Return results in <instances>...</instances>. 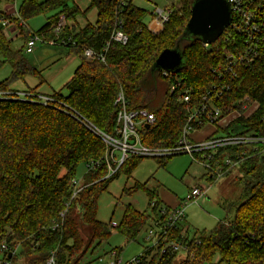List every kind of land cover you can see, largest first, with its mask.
Here are the masks:
<instances>
[{"label": "trees", "instance_id": "1", "mask_svg": "<svg viewBox=\"0 0 264 264\" xmlns=\"http://www.w3.org/2000/svg\"><path fill=\"white\" fill-rule=\"evenodd\" d=\"M193 1L173 0L169 20L156 33L144 22L148 10L135 0H89L84 10L76 0H22L18 11L27 23L30 18L50 13L45 24L35 31L38 34L52 37L51 26L60 14H65L68 23L63 36L74 42L65 47L80 58L69 81L49 94L37 91L45 79L26 56L30 30L21 27L18 18L0 11V68L6 64L11 67V75L0 81V90L18 91L13 83L32 74L40 82L25 91L56 100L44 104L19 95L0 98V261L9 255L2 251V245L8 243L18 249L13 264H44L53 251L58 264H87L84 258L88 252L108 240L114 229L128 241H135L158 216L164 203L158 190L149 187L147 181L135 182L123 192L143 190L149 198L150 211H140L128 203L116 228H111L113 221L104 223L97 217L101 194L122 172L131 176L146 157H129L112 176H107V166L102 163L85 174L88 179L81 181L75 198L73 180L80 164L104 155L105 143L88 125L105 133L113 132L119 109L115 101L121 91L129 102V110L146 108L156 117L153 125L140 131L146 146L177 143L186 124L188 106L170 92V81L161 70L152 71L154 62L163 50L179 47L185 65L177 74L184 85L193 88L197 105L201 94L216 79L213 70L225 65L226 54L233 47L232 40L226 41L227 31L209 45L183 38ZM93 8L97 10L96 21L82 26L77 16H86ZM6 19L16 22L24 35L19 50L12 48L11 39L3 32V27L8 26ZM120 21L128 36L126 44L111 40ZM109 42L105 61L84 56L87 49L97 54L104 52ZM227 82L230 91L225 93V105L229 110L225 114L238 109L237 101L247 94L258 102V107L248 117L241 115L225 127L217 126L210 136L264 137V32L259 57L251 65L239 66ZM234 124L244 129L237 131ZM239 154L240 159L236 158ZM227 155L236 159L234 166H239L243 184L242 194L233 204L234 217L219 220L209 231L191 232L190 226L180 224L169 231L158 247L145 248L141 264H215V256H219V264H264V143L223 148L216 157L223 159ZM155 159L158 166L164 167L169 157ZM234 166L228 167L224 175ZM201 178L211 184L216 182L206 173ZM56 222L59 228L53 230ZM169 241L178 242L183 248L162 252Z\"/></svg>", "mask_w": 264, "mask_h": 264}, {"label": "built area", "instance_id": "2", "mask_svg": "<svg viewBox=\"0 0 264 264\" xmlns=\"http://www.w3.org/2000/svg\"><path fill=\"white\" fill-rule=\"evenodd\" d=\"M18 1L9 0L6 2L8 5L4 9L5 16L18 18L20 26L29 29L27 22L19 14ZM229 2L232 9V20L224 32L227 31L226 41H233V47L226 54L225 65L213 70L216 79L201 94V101L197 105L194 104L193 88L184 85L183 79L179 74L162 71V75L170 81V92L177 96L180 103L188 106L186 124L177 143L173 146H146L142 142L140 131L143 127L153 125L156 117L146 108L129 110V102L121 91L115 101V104L119 105V109L116 116V127L113 132L105 133L92 125H88L103 140L106 145V151L99 159H92L86 164L87 172L94 171L102 163H105L108 169L107 176H112L118 172L121 165L131 156L166 158L177 154H188L193 162L205 168L207 178L212 177L217 181L224 176L228 167L236 164V159L232 155L224 156L223 159L216 157L220 149L264 143V137L238 134L221 137L209 136L204 139H195L193 136L195 132L200 131L207 124L215 126L216 129L217 126L221 127L224 123L227 126L241 115L250 116L258 107V102L252 101L250 95L247 94L237 101L238 109H233L225 114V111L229 110V107L227 108V105H225V93L230 91L227 77L231 79V73L236 75V70L239 66L251 65L259 57L262 34L264 32V0H229ZM171 11L170 6L165 8L156 6L153 12V19L149 23L148 28L156 33L161 31L164 24L169 20ZM6 23L13 26L16 22L6 19ZM67 23L66 16L60 14L50 28L53 34L52 37L47 36L45 33L38 34L29 29L30 35L26 43V53H33L38 42L53 46L74 45L71 37L66 38L63 36ZM122 28L123 25L120 21L111 36V40L126 44L128 36ZM109 45L110 42L107 43L104 52L100 54H97L92 49H87L84 52V56L88 58L96 56L105 61V52L108 50ZM14 95L30 100H38L44 104H51L56 101L51 96L32 94L28 91L0 90V98ZM197 126L200 129H197ZM254 150H257L256 147ZM240 157L242 155L239 154L236 158L240 159ZM207 182L211 185V182ZM73 185L72 198H75L81 190V181L74 179ZM206 194V190L198 183L191 188L187 197L181 200L178 206L171 207L165 203L162 204L158 210V216L151 220L152 224L145 231L148 246L158 247L161 240L167 236L171 229L184 223L183 221L186 217L185 208L189 203H196L199 197ZM155 203L156 200H152L151 206H155ZM117 226L118 223H111V228H116ZM58 228L59 224L57 222L52 225L53 230H58ZM170 248L173 251H180L183 246L178 242L169 241L164 245L162 252ZM2 251L11 255L2 259L0 264H13V257L17 255L18 249H12L8 243H4ZM121 253L122 250L120 248L111 249L109 251L110 260L106 264H141L142 262L143 253L129 260H126ZM44 264H58L55 251L51 252Z\"/></svg>", "mask_w": 264, "mask_h": 264}, {"label": "rangeland", "instance_id": "3", "mask_svg": "<svg viewBox=\"0 0 264 264\" xmlns=\"http://www.w3.org/2000/svg\"><path fill=\"white\" fill-rule=\"evenodd\" d=\"M22 0L18 1V5ZM173 0H135V3L148 10L149 14L144 18V22L149 25L152 21L156 6L165 8L172 6ZM76 4L81 9L89 6V0H76ZM8 3L0 2V11H4ZM5 15L6 13L3 12ZM65 15V14H64ZM50 13L46 15H37L28 20V28L37 31L45 24ZM66 16V15H65ZM67 18V17H66ZM97 18V10L95 8L89 10L86 16L78 15L77 21L83 26L87 22H95ZM3 26L0 18V27ZM11 38V46L14 50H19L24 44V35L20 34V28L17 24L8 25ZM19 30V31H18ZM28 60L38 67L45 79L38 92L52 93L61 89L71 78L75 68L78 66L80 58L71 49L65 46H53L42 42L36 44L33 53H26ZM11 75V67L6 64L0 68V81ZM40 82L38 76L29 74L24 81L18 80L13 83L14 88L32 89ZM225 122V121H224ZM234 129L242 131L244 127L240 124H234ZM207 130L203 127L200 131ZM87 173L86 164H80L76 171V179L78 181H87L85 174ZM206 173L205 168L193 162L188 154H177L169 157L168 163L164 167L157 164L155 158H144L131 176L122 172L115 180H113L108 189L104 191L98 200V219L104 223L111 221L119 224L124 214L125 205L134 204L140 211L151 210L149 206V198L143 190H137L132 194L123 192L125 187H132L135 182L145 183L149 181V185H160L161 196L166 199V192L181 198H186L188 191L194 185L200 184L205 190L206 195L199 197L195 203H189L185 208L184 225L190 226L191 232L194 230H211L215 227L219 220L224 218H233L235 215L234 203H236L243 190L241 183V172L239 166H235L229 174L224 175L214 184L209 185L207 180L200 177ZM162 190L165 191L162 192ZM152 224V221L141 232L135 241H128L118 230H113L108 240L102 243L97 249H91L84 258L85 263L106 264L110 260L109 251L113 248H121L122 256L126 259H132L144 253L148 246L145 231ZM213 262L219 264V256H215ZM224 264V263H222Z\"/></svg>", "mask_w": 264, "mask_h": 264}, {"label": "water", "instance_id": "4", "mask_svg": "<svg viewBox=\"0 0 264 264\" xmlns=\"http://www.w3.org/2000/svg\"><path fill=\"white\" fill-rule=\"evenodd\" d=\"M231 20L232 9L229 0H194L183 38L200 40L209 45L223 34ZM184 65L185 59L181 49L168 48L160 53L153 64L152 71L177 73Z\"/></svg>", "mask_w": 264, "mask_h": 264}, {"label": "crops", "instance_id": "5", "mask_svg": "<svg viewBox=\"0 0 264 264\" xmlns=\"http://www.w3.org/2000/svg\"><path fill=\"white\" fill-rule=\"evenodd\" d=\"M7 27H9V26H4L3 27V32H5L6 34H7V36L10 34V32H9V30H8V28ZM19 31V30H18ZM8 39H11L10 38V36H8ZM80 62V61H79ZM79 65V64H78ZM14 89H16V90H18V91H25V90H27V89H19V88H14ZM226 125V123H224V124H222L221 126L223 127V126H225ZM205 127H207V130H205V131H197V132H195L194 134H193V136H194V138L195 139H204V138H206V137H209L214 131H216V127L215 126H213V125H209V124H207ZM205 174V173H204ZM203 174V175H204ZM202 175V176H203ZM201 176V177H202ZM200 177V178H201ZM202 179V178H201ZM149 181H148V186L149 187H151L150 185H149ZM157 184V183H156ZM156 184H155V188L158 190V194H159V197H160V199L163 201V203H165V204H167L168 206H171V207H175V206H178L179 205V203L181 202V200H183L184 198H181V197H176V196H174V195H172V194H170V193H168V192H166V199H168V201H165V199L161 196V193H160V185L158 184L157 186H156ZM151 188H153V187H151ZM189 189H191L190 187H189ZM162 192H164L165 193V191L164 190H162ZM190 191H188V193H189ZM188 193H187V195H188ZM187 197V196H186ZM186 225H187V221H186ZM185 226V225H184ZM121 249V248H120Z\"/></svg>", "mask_w": 264, "mask_h": 264}]
</instances>
